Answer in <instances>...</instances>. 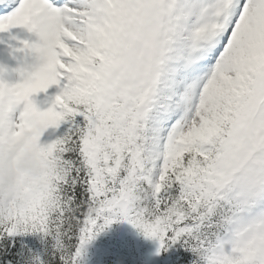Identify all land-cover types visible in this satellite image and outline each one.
Masks as SVG:
<instances>
[{"label": "snow or ice", "instance_id": "snow-or-ice-1", "mask_svg": "<svg viewBox=\"0 0 264 264\" xmlns=\"http://www.w3.org/2000/svg\"><path fill=\"white\" fill-rule=\"evenodd\" d=\"M0 45V147L42 162L0 264H84L117 222L171 264H264V0H0Z\"/></svg>", "mask_w": 264, "mask_h": 264}, {"label": "clouds", "instance_id": "clouds-1", "mask_svg": "<svg viewBox=\"0 0 264 264\" xmlns=\"http://www.w3.org/2000/svg\"><path fill=\"white\" fill-rule=\"evenodd\" d=\"M41 171L40 158L25 151L23 142L0 147V204L18 197L22 178L38 176Z\"/></svg>", "mask_w": 264, "mask_h": 264}, {"label": "trees", "instance_id": "trees-1", "mask_svg": "<svg viewBox=\"0 0 264 264\" xmlns=\"http://www.w3.org/2000/svg\"><path fill=\"white\" fill-rule=\"evenodd\" d=\"M98 238H99L98 245L100 246L102 245V243H104L105 245V243L110 242V239L107 238L106 236H103L102 233L96 239ZM84 264H149V263L146 261H142L139 257L134 258L131 256L126 257L123 255H119L117 259L111 254L105 252L102 247H98L95 251L94 248H91V250L87 249V255L85 257Z\"/></svg>", "mask_w": 264, "mask_h": 264}, {"label": "rangeland", "instance_id": "rangeland-1", "mask_svg": "<svg viewBox=\"0 0 264 264\" xmlns=\"http://www.w3.org/2000/svg\"><path fill=\"white\" fill-rule=\"evenodd\" d=\"M19 31V30H17ZM5 50V47L3 45H0V53L1 55L3 56L5 53H3V51ZM12 66L14 67L15 66V63L13 62Z\"/></svg>", "mask_w": 264, "mask_h": 264}]
</instances>
